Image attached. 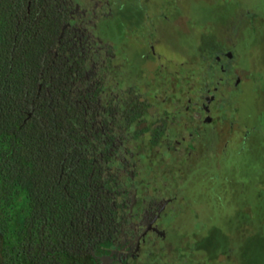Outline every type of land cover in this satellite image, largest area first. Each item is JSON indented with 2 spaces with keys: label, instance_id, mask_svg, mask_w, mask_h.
Returning <instances> with one entry per match:
<instances>
[{
  "label": "flooded vegetation",
  "instance_id": "1",
  "mask_svg": "<svg viewBox=\"0 0 264 264\" xmlns=\"http://www.w3.org/2000/svg\"><path fill=\"white\" fill-rule=\"evenodd\" d=\"M58 1L60 39L77 51L87 83L103 84L98 108L113 137L112 215L90 226L76 264H234L225 233L222 241L212 232L173 233L184 231L182 215L196 211L187 191L193 172L225 151L223 127L235 123L225 110L228 92L245 79L235 64L240 36L226 41L215 31L208 48L187 55L181 0ZM131 135L143 136L159 158L138 152L132 159Z\"/></svg>",
  "mask_w": 264,
  "mask_h": 264
},
{
  "label": "trees",
  "instance_id": "2",
  "mask_svg": "<svg viewBox=\"0 0 264 264\" xmlns=\"http://www.w3.org/2000/svg\"><path fill=\"white\" fill-rule=\"evenodd\" d=\"M63 11L58 0H0L2 264H76L90 226L112 215L103 84L87 83L63 45Z\"/></svg>",
  "mask_w": 264,
  "mask_h": 264
},
{
  "label": "rangeland",
  "instance_id": "3",
  "mask_svg": "<svg viewBox=\"0 0 264 264\" xmlns=\"http://www.w3.org/2000/svg\"><path fill=\"white\" fill-rule=\"evenodd\" d=\"M181 2L182 52L190 55L195 48L199 55L210 46L215 31L226 41L237 42L240 36L235 64L244 67L245 79L227 95L225 112L235 123L227 119L223 127L225 151L193 172L187 191L189 198H196V211L182 215L184 231L173 233V239L194 234L202 239L212 232L222 241L225 233L235 246L234 264H264V0ZM126 138L132 159L138 152L143 160L149 155L159 158L158 152H148L143 136ZM188 170L183 168V174ZM6 253L8 263L19 255L11 247Z\"/></svg>",
  "mask_w": 264,
  "mask_h": 264
}]
</instances>
